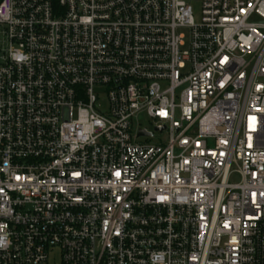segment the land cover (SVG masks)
Here are the masks:
<instances>
[{"label":"built area","instance_id":"2783aa9c","mask_svg":"<svg viewBox=\"0 0 264 264\" xmlns=\"http://www.w3.org/2000/svg\"><path fill=\"white\" fill-rule=\"evenodd\" d=\"M193 1L0 0V264H264V0Z\"/></svg>","mask_w":264,"mask_h":264},{"label":"rangeland","instance_id":"374dc122","mask_svg":"<svg viewBox=\"0 0 264 264\" xmlns=\"http://www.w3.org/2000/svg\"><path fill=\"white\" fill-rule=\"evenodd\" d=\"M192 6L194 9L195 19H196V21H198L200 18V10H201L200 2L198 0L193 1ZM100 97L103 98V104L101 107H102V109H105L106 108V100L104 98L103 93L100 94ZM138 124L142 128L149 129L151 132L154 131V125L151 122H149L148 119H141ZM155 137L156 138L152 139V141H151L153 144L158 143V140L160 139V135L156 134ZM164 139L167 140V138H165V136H164ZM56 263L58 264V258L57 257H56Z\"/></svg>","mask_w":264,"mask_h":264},{"label":"water","instance_id":"95a60500","mask_svg":"<svg viewBox=\"0 0 264 264\" xmlns=\"http://www.w3.org/2000/svg\"><path fill=\"white\" fill-rule=\"evenodd\" d=\"M140 136H141V137H151L152 134L147 133V132L144 131V132H141V133H140Z\"/></svg>","mask_w":264,"mask_h":264},{"label":"snow or ice","instance_id":"6c2138e0","mask_svg":"<svg viewBox=\"0 0 264 264\" xmlns=\"http://www.w3.org/2000/svg\"><path fill=\"white\" fill-rule=\"evenodd\" d=\"M117 175H119V173H117Z\"/></svg>","mask_w":264,"mask_h":264}]
</instances>
